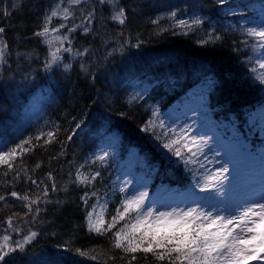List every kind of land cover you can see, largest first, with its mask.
<instances>
[{
    "label": "trees",
    "instance_id": "16d2710c",
    "mask_svg": "<svg viewBox=\"0 0 264 264\" xmlns=\"http://www.w3.org/2000/svg\"><path fill=\"white\" fill-rule=\"evenodd\" d=\"M59 1L0 0V27L4 28L8 55L0 71V139L14 147L45 133L39 142L32 140L35 148L10 161L13 170L0 165V195L6 197L0 201V237L12 236L14 228L21 229L14 231L21 235L38 233L23 251L13 252L3 264H168L151 253H124L114 248L118 226L102 235L89 231L88 212L93 201L101 191L116 185L112 171L108 173L99 165L94 153L102 132L114 131L119 137L120 159L125 160L123 150L134 149L135 156L147 164L145 172L153 191L162 184L184 188L191 183L192 175L184 163L159 154L157 148L163 140L155 136L162 133L161 124L175 129L168 118L170 111L184 108L191 99L196 103V93L190 97L189 90L203 91L204 102L195 106L209 112L206 123H234L242 134L250 114L264 110V85L252 72L258 65L252 54L256 40L246 42L241 31L264 23V13L257 11L261 7L264 12V0H226L224 4L219 0H117V12L106 4L75 5L64 0L62 7L73 12L76 25L83 21L89 31L78 27L70 33V52L75 57L69 53L64 59L69 67L54 71L52 82H48L43 37L34 33L43 29L45 17ZM121 8L127 17L124 24L112 19ZM173 11L175 20L169 18ZM89 12H93L91 24L83 19ZM157 18L159 23H152ZM196 18L202 22L190 30L173 26L175 21L191 23ZM210 33L219 39L202 45L200 41L208 40ZM18 81L20 90L25 81L19 95L14 87ZM33 85L51 87L49 101L42 105L48 125L40 129L25 126L15 138L10 131L18 121L13 105L20 95L25 100L27 93H33L37 89ZM54 128L58 129L55 140L45 145L46 133ZM249 135L253 142L258 141L256 134ZM22 169L43 184L37 188L30 180L26 183ZM77 170L89 178L96 172L100 175L90 184H80L76 182ZM16 171H21V176L14 180ZM45 185L48 193L43 197ZM12 191L42 198L29 212L27 202L11 197ZM119 191L113 198L106 196L110 200L107 218L116 216L123 199ZM81 197L87 199L86 204ZM105 225L106 229L108 223ZM146 246L144 243L141 248Z\"/></svg>",
    "mask_w": 264,
    "mask_h": 264
},
{
    "label": "snow or ice",
    "instance_id": "6c2138e0",
    "mask_svg": "<svg viewBox=\"0 0 264 264\" xmlns=\"http://www.w3.org/2000/svg\"><path fill=\"white\" fill-rule=\"evenodd\" d=\"M71 4H79L81 0H68ZM100 3H104L105 0H99ZM109 3H115V0H108ZM226 0H219V3L224 4ZM94 11V10H93ZM5 15L8 13L5 11ZM177 13L175 11L169 13V18L175 20ZM60 16L65 21L69 17L73 16V12L68 7H64L60 10V6L52 9L50 13L45 17L44 27L41 31L34 33L36 36L45 37V42L49 45L52 44L53 40L59 41L61 48H57L55 52L51 53V59L45 63V68H50L53 64L61 60V49L65 52L71 51V47L63 48V42L68 40L67 36H50V29L48 24L51 22L53 17ZM93 12H89L83 19L91 24V17ZM113 20L119 21L120 24H124L127 17L125 10L121 8L116 15L112 17ZM201 20L199 18L193 19L191 23L185 20L175 21V27L182 29H191L192 25H200ZM152 23L158 24L159 18L153 20ZM83 27L84 32L89 31V27L85 26L83 21L81 25H74L68 28V32L75 31L76 28ZM60 28H65V24H60L58 28L51 29V32H58ZM241 31L246 34L247 37L255 38L258 42L254 45L255 50H264V23H261V27H243ZM4 28L0 27V62H4L5 55L7 52V43L3 41L2 34ZM184 34H187L186 32ZM219 37H213L209 34L208 40L200 41L202 45L210 42L214 43ZM69 45L71 41H68ZM87 52V49H85ZM261 55L264 56V51H261ZM259 69L264 70V61H257ZM69 65H65L68 68ZM252 72H256L253 68ZM257 79L261 84H264V72H261ZM79 125H77V128ZM163 130L161 134L156 136L157 140H163L161 146L165 152V156L171 160L172 157L176 158V162H183L187 165H199L200 169L205 168V164L201 162V157L206 162L208 157L204 153L201 145L207 143L203 139H194L186 127L174 129L160 125ZM148 130L147 126L144 129ZM58 129L48 131L46 133L47 139L44 140V144L47 145L55 140V134ZM45 136V133L41 131L36 137H29L26 140H22L19 144L14 147H9L7 143L0 141V165H7L9 170H13V164L10 162L14 160L22 152H28L37 145L32 143L35 139L37 142L40 141L41 137ZM72 139L71 136L68 137ZM27 144L29 147H24ZM7 149V150H5ZM19 150V151H18ZM199 153V156H198ZM107 153L103 156L97 157L100 161H104ZM40 165L37 164L36 168ZM83 167V165L81 166ZM25 173L27 183L31 181L32 185L37 188L43 184V181L32 180L30 176H27V170L22 169ZM229 169L226 166H221L215 171L207 174L203 177V185L201 186L200 181L197 180L196 186L201 187L202 192L212 190L216 195H219L223 191L224 181L228 179L225 175ZM7 175V173H5ZM100 175L99 172L93 174L90 178L83 176L79 170H77L76 182L80 184H90ZM198 173L193 172L195 177ZM21 171H16L14 180L19 179ZM48 179H52L51 173L48 174ZM53 191L56 190V184H51ZM48 193V186L45 185L42 189V196L46 197ZM225 196V193H223ZM85 193V197H87ZM10 196L21 202H27L25 207L28 208L29 212H32L33 205H36L41 200L42 196L38 195L36 199H31L30 196L25 193L21 195L16 191H12ZM144 193H140L139 196H134L131 199H125L122 201L123 212L117 209L118 217L123 220L125 215L131 211L137 212L136 223L132 224L131 229L133 234L139 230L140 226L148 225L149 231L141 232L139 242H134L129 237L128 233L124 232V229L116 232L114 235L113 247L116 249H122L124 253H136L137 251H143L144 253H151L158 261H168V264H247L249 260H261L264 261V195L260 193L252 192L249 195H245L244 202L241 204H232L227 200L218 201L223 203L225 206L223 209H218L216 214L212 211H203L199 207L189 208L186 211H178L173 209L170 212H155L151 208L147 211L144 209ZM81 197L85 204L87 199ZM5 195H0V201H5ZM95 205L93 209L95 210ZM103 207V206H101ZM214 207V206H213ZM39 207L36 208V212H39ZM224 211L229 213L227 215H220L219 212ZM235 214H232V213ZM149 221L150 217H153ZM93 213H88V229L89 231H95L97 234H103L113 228L117 222V217H113V223L107 225V228H103L104 220L101 218L96 223L92 221ZM258 218V219H257ZM35 220V216L32 218ZM9 227H12L13 220L11 217L8 218ZM127 227V226H126ZM170 229V231L168 230ZM258 229H260L258 231ZM16 232L21 231L19 228L13 229ZM247 234V235H246ZM38 235L34 231H29L28 235L23 237L22 241H16L15 246L8 245L9 237L3 238L4 244H0V264H3L5 258L11 253L20 250L23 251L26 244H30ZM259 238V244L251 243ZM127 242V244H125ZM147 243L146 247L141 248V245ZM81 255L86 253L81 252ZM92 259H96L95 256ZM135 255L132 256V260H135ZM131 264V262H129Z\"/></svg>",
    "mask_w": 264,
    "mask_h": 264
},
{
    "label": "rangeland",
    "instance_id": "374dc122",
    "mask_svg": "<svg viewBox=\"0 0 264 264\" xmlns=\"http://www.w3.org/2000/svg\"><path fill=\"white\" fill-rule=\"evenodd\" d=\"M63 1L64 0H60L57 4L60 6V10L64 8L62 7ZM85 2L88 4L90 3L99 6L106 4L107 7L112 8L115 12L118 11L117 0H115V3H109L108 0H105L104 3H100L99 0H81L80 3L85 4ZM260 8L261 7H258L257 11H259L260 14L263 15L262 13L264 12ZM60 24H65V28H60L58 32H51V29L58 28ZM74 25H76V21L71 17H69L67 21H65L60 16L53 17L51 22L48 24V27L50 29V36L48 38L57 35L61 37L67 36L68 40H65L63 42V48H68L70 47L68 41H71V38H69L71 32H68L67 29L73 27ZM45 39L46 38L43 37V42L46 49L44 62L46 63L51 59V53L55 52L57 48H61V44L59 41L53 40L52 44L49 45L45 42ZM252 39L255 40V38L247 37L246 42H249ZM257 43L258 42L255 41L254 45H256ZM261 51L264 50H255L253 47L252 54L257 58V61H264V56L261 55ZM69 53L72 52H65L63 51V49H61V52L59 53L62 57L61 60L53 64L50 68H45L44 75L48 76V82H52V73L54 71H58L59 69H66L65 65H69V63L64 61L65 57ZM72 55L75 57L73 53ZM7 56L8 55L6 52L4 62H0V71H2V69H4L5 67L4 65ZM65 71L66 70H63V72ZM261 72H264V70L259 69L257 65L256 74L259 75ZM18 83L19 81L16 82L14 87L15 93L19 95L20 91H23L25 88V81L22 82L21 90ZM33 87L37 89H35L33 93L29 95L27 93L25 95V100L20 95L18 97L20 100L17 99V101L13 105V112L18 113V121L13 124L10 131L14 133L15 138L21 136V130L25 128V126L40 129L46 128V126L48 125V119H46L45 117L44 108L42 107V105L48 103L51 87H37L36 85H33ZM38 91H41L42 93L33 95ZM193 93H196V103H194V101L191 99L188 102L187 106H185L184 108L181 107L170 111L168 113V118H171V124H174L175 129L186 127L189 130V134L194 139H203L207 141L206 144L201 145L204 153H206L208 157L206 162L203 160V157H201V162L205 164V168L200 169L198 164L187 165L185 167H187V169L189 170L188 172L192 174L193 178L192 182L187 187H185L184 189H179L176 187L165 188L163 186L162 188L157 189L152 194L151 188H153V185L149 184V175H146L145 172L147 164L140 158H137L135 156V153H133V150L131 149L123 150L122 154H124L125 160L120 159L117 137L113 133H110L105 129L102 132V136L100 137L101 140H99L98 142L101 143L97 148L98 150L94 153L95 157H93L95 158V160H97L99 165H102L104 167V169L108 173L112 171V174L116 177L112 180L116 183V185L113 184L112 187L110 186V189L108 191H101L93 201L92 206L89 210V212L93 213V223H96L101 218L104 220L103 228L106 227L105 223H113L114 216H110L109 218H107L106 213H108L107 211L110 207V200L106 196L109 195L113 198L114 194L119 190V192H123V199L116 207L115 217H117V222L113 227L116 228V226H118L117 232L121 229H124V232L128 233L129 237L136 243L139 242L141 232L149 231L148 225L140 226L139 230L133 234L131 226L132 224L136 223L137 212L131 211L125 215L123 220H120L118 217L117 209H119L120 212H123L124 209L122 207V201L125 199H131L134 196H139L140 193L145 194L143 211H147L148 208H151L154 210V215L155 212H170L173 209H176L178 211H186L189 208L197 207H199L203 211H212L214 214H216L218 209H223L225 206L223 203H218V201L227 200L232 204H241L244 202L245 195H249L252 192L264 195V110L259 109L256 112L254 111L250 114L247 127H244L245 133L242 134V132L238 130L237 126L234 123H206L205 120L210 119V116L208 115L209 112L206 111L205 107L202 108L201 106H195L199 102H204V93L203 91L197 90ZM17 105H19V107L16 110L15 106ZM196 107H198L197 111ZM156 116L157 114L154 112V118ZM249 134H256L258 141L253 142L250 138L251 135ZM0 141H3V139H0ZM157 151H159V154L165 156V152L167 150H163L162 147L159 149L158 147ZM104 153H107V156L102 162L97 159V157L103 156ZM174 159V161L176 162L175 157ZM221 166H226L229 169L228 173L225 174L228 179L224 181L223 191L219 195H216L212 190L202 192L201 187L196 186L197 180L200 181V184L202 186L203 177L220 168ZM193 172L198 173V175L194 177ZM244 189L250 192H243ZM223 193H225V196ZM94 205L96 206L95 210L93 209ZM219 214L227 215L229 213L220 211ZM232 214L235 213L233 212ZM154 215L153 217L149 218V221L154 219ZM168 230L170 231V229ZM259 230L260 229H258V231ZM11 234L15 236L9 235V241L7 243L12 247L15 246L16 241H22L23 237L28 235H21L19 233H15L14 231H12ZM4 237V235H1L0 244L5 243L3 240ZM251 243L258 245L259 238ZM261 255H264V253H261ZM247 264H264V261L249 260L247 261Z\"/></svg>",
    "mask_w": 264,
    "mask_h": 264
}]
</instances>
